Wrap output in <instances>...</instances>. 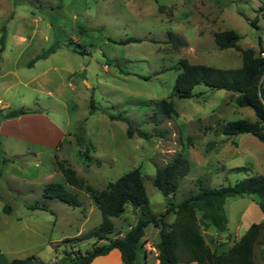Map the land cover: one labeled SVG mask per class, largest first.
I'll use <instances>...</instances> for the list:
<instances>
[{"label":"rangeland","instance_id":"1","mask_svg":"<svg viewBox=\"0 0 264 264\" xmlns=\"http://www.w3.org/2000/svg\"><path fill=\"white\" fill-rule=\"evenodd\" d=\"M223 30L240 34L239 47L217 45L214 34ZM169 33L185 45L173 47ZM131 37L141 41L121 43ZM259 39L264 48V0H0V109L29 110L5 120L0 130V264L30 255L66 264L67 252H85L98 240H76L98 227L103 214L88 192L66 183L59 162L99 191L140 167L154 214L167 206L153 183L157 167L178 152L191 166L172 197L175 203L200 184L218 187L264 174V142L250 133L221 132L228 121L257 120L253 109L235 104V93L198 84L190 98L173 94L179 60L237 68L241 49L260 52ZM53 46L54 52L36 59ZM162 99L174 103L176 114L155 115V102ZM112 114L128 121L112 120ZM129 124L152 136L129 137ZM80 125L93 144L88 156L76 138ZM165 129V136L156 134ZM52 182L65 184L81 204L45 197ZM258 201L254 194L228 198L229 222L244 217L249 225L256 212L264 219ZM37 202L50 210L33 208ZM140 216L128 204L112 218L111 236L126 233ZM202 228L212 248L228 247L226 233ZM146 234L148 243L159 239L152 224ZM262 249L256 254L264 264ZM139 258L156 264L151 251L145 258L140 250Z\"/></svg>","mask_w":264,"mask_h":264},{"label":"trees","instance_id":"2","mask_svg":"<svg viewBox=\"0 0 264 264\" xmlns=\"http://www.w3.org/2000/svg\"><path fill=\"white\" fill-rule=\"evenodd\" d=\"M159 11L164 12L165 6L159 5ZM250 23L256 26L255 20ZM214 38L220 48L227 49L239 47L238 42L241 36L235 30H223L216 32ZM132 41H141V39L131 37L121 43ZM167 41L175 48L184 46L186 43L175 33H169ZM5 42L6 32L1 37L2 49ZM259 46V53L253 48L241 49L243 64L237 68H221L191 63L187 59L179 60L175 67L180 70V73L176 77L173 94L178 98H190L195 95L194 88L198 84L235 93V104L253 109L257 120L241 118L228 121L222 126L221 132L228 136L250 133L264 142V48L261 39H259ZM55 50L56 47L53 46L38 54L36 59L45 58ZM199 94L201 93L197 95ZM155 107V115L171 116L177 112L174 103L167 99L156 101ZM28 112L29 110L25 108L0 109V123ZM110 118L128 121L123 115L112 114ZM79 129L76 138L80 145L86 147L85 155L88 156V151L93 148V144L87 138L84 126L80 125ZM157 132V135L165 136L168 130ZM135 133L146 139L152 136L129 124L128 136L133 137ZM59 166L66 183L88 192L103 214V220L98 227L76 239L95 237L98 240L85 252L81 250L67 252L66 264H92L97 256L107 254L114 248L120 250L125 264H139V251L144 245L146 228L151 224L158 228L159 239L156 247L159 264H261L257 261L256 250L257 247L264 245V219L261 222L251 223L242 236L235 239L226 250L212 248L205 239L202 226L214 227L217 233H227L226 240L232 239L229 233V219L225 211L226 201L230 197L257 195L258 204L264 215V174L218 187L200 184L197 192L175 203L172 197L178 190L180 179L189 173L191 166L184 153L178 152L166 164L157 167L153 183L166 196L167 206L161 213L154 214L140 167L124 173L110 182L106 189L99 191L87 184L73 167L63 162H59ZM44 196L58 198L72 206L81 204L79 198L60 182L47 184L44 188ZM128 204L133 205L135 210L140 209L141 216L124 235L117 233L111 236L116 228L112 218L120 217L126 211ZM32 207L50 210L46 202H37ZM170 214L175 216L173 221H169ZM99 241L106 242L98 243ZM260 254L263 257L264 249ZM10 264H57V262H45L35 255H30L22 259L15 258Z\"/></svg>","mask_w":264,"mask_h":264},{"label":"crops","instance_id":"3","mask_svg":"<svg viewBox=\"0 0 264 264\" xmlns=\"http://www.w3.org/2000/svg\"><path fill=\"white\" fill-rule=\"evenodd\" d=\"M4 121L3 120L1 122V125H0V130H2L3 128V125H4ZM256 218H252V222H261L263 220V217H261L258 212H256ZM264 216V215H263ZM236 223L235 224H231L229 222V233L231 234V240H226L228 241L227 244H225V246H228L226 249H228L232 244H233V241L235 239H239L242 234L247 230V228L249 227V225H247L245 222H244V217L243 218H240V221H235ZM125 234V233H124ZM123 233H120V235H124ZM227 234V233H226ZM147 234L144 236V245L143 247L141 248L143 254H144V257L147 258L148 257V253L151 251L153 252L154 254V257L156 258V264H159V259H158V250H157V242L158 240L152 244V243H148L147 241ZM230 241V242H229ZM106 241H101L100 243H105ZM226 249H222V250H226ZM143 259V257H142ZM66 260V259H65ZM57 260H51L50 262H55ZM65 262V261H64ZM138 263L139 264H148L147 260H141L139 258V255H138ZM92 264H125L123 259H122V255H121V252L119 249L117 248H114L112 249L110 252H108L107 254H104V255H100V256H97Z\"/></svg>","mask_w":264,"mask_h":264}]
</instances>
